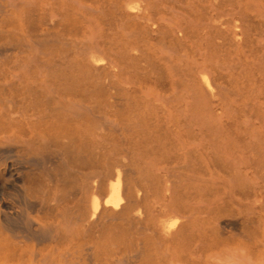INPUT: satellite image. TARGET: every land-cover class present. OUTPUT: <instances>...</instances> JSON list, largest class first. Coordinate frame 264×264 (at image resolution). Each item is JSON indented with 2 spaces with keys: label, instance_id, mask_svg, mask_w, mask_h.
I'll return each instance as SVG.
<instances>
[{
  "label": "rangeland",
  "instance_id": "rangeland-1",
  "mask_svg": "<svg viewBox=\"0 0 264 264\" xmlns=\"http://www.w3.org/2000/svg\"><path fill=\"white\" fill-rule=\"evenodd\" d=\"M145 1V19L127 12V0H17L5 17L0 45L20 55V64L36 46L63 55L52 80L61 99L129 127L105 135L93 152L88 139V159L79 168L78 134L71 144L60 142L53 131L59 120L33 123L31 130L0 115V250L22 243L10 260L27 263L37 251L40 264H76L82 256L91 264H264V0ZM88 39L122 70L118 82H130L122 109L109 113L104 107L108 93L102 82L109 77L82 59L79 44ZM163 51L172 54L170 62L158 59ZM178 61L185 91L180 116L148 111V94L173 98L171 69ZM193 91L195 125L188 117ZM2 101L15 104L16 117L43 106L39 93L16 87L3 91ZM13 131L33 146L24 154L65 160L78 172H71L77 183L122 167L132 171L129 187L140 193L127 195L130 203L122 213H105L84 227L73 220L84 213L67 194L66 168L61 163L48 173L39 170L42 188L29 196L43 200L47 192L48 201H59L32 226L48 232V240H26L3 222L5 214L15 220L25 212L18 203L16 167L5 169L13 160L6 159L8 143L1 137ZM39 134L47 135V145L38 143Z\"/></svg>",
  "mask_w": 264,
  "mask_h": 264
},
{
  "label": "bare ground",
  "instance_id": "bare-ground-1",
  "mask_svg": "<svg viewBox=\"0 0 264 264\" xmlns=\"http://www.w3.org/2000/svg\"><path fill=\"white\" fill-rule=\"evenodd\" d=\"M16 1L17 0H0V27L4 23L5 17L10 9L15 7ZM125 8L131 15L140 19H145L148 14L145 0H127ZM162 21H164V19ZM92 41V39H88L80 42L79 49L81 57L87 62V66L90 70L96 72L103 71L108 74L109 78L105 79V82H102V85L106 88L108 93V101L104 104V107L109 113L111 110L116 111L122 109L128 101L123 95L131 88L130 82L127 80L118 82V77L122 70L100 50L98 42ZM90 43H92V46ZM12 50L11 47L0 45V94L7 89H13L15 87L21 88L30 94L39 93L42 98L41 103L44 107L41 106L39 110L33 108V111L31 110L28 113L16 117L17 111L15 104L10 101H2L0 104V115L9 116L10 123H15L16 125L24 123L27 128L32 130L33 123H43L47 118L59 120L60 125L57 128L53 127V131L55 138L59 139L60 142L63 144H71L74 141L73 133L78 134L76 137L80 143V149L74 155V160L79 168L83 167L88 159L86 155L88 139L92 142L91 151L93 152L96 149H100L101 145H103V138L105 135L115 132L120 133L121 131L124 132L129 129L127 125L121 128L120 125L109 118L100 120V118L94 115V110L84 104L74 102L73 100L61 99V93L54 87L52 80L57 71V63L64 60L63 55H56L54 52H44L42 46H36L34 52H31V54L27 56V62L20 64L19 58L21 56L11 53ZM158 59L160 61L165 60L170 62L172 54L163 51L159 54ZM9 64H11L10 67H8ZM2 67L3 69H1ZM171 72L174 83L173 98L157 95L152 99L151 94H148L145 97V103L148 104V111L150 107H152L153 111L163 112L164 114L168 113L170 118L174 119V117L180 116L185 99V91L183 89L184 74L181 61L174 64ZM204 81L209 90L214 89L213 83L209 78H205ZM197 95L194 91L191 92V102L188 105L189 116H187L190 118V122L193 125L197 124L199 119ZM52 105L53 107L51 108L50 106ZM95 108L99 109L98 106ZM174 112H176V115H173ZM196 129H199L198 126H196ZM17 133L18 131H13L10 136L3 135L1 141L8 143L6 159L13 160V163L12 166L5 164V169H11L13 166L16 167L18 173L17 179L21 184L20 186H16L19 197L18 203L24 207L25 212L17 213L15 220L5 214L3 216V222L26 234L24 237L26 240H28V236H33L40 243L48 240L50 236L48 232L32 230V226L38 225L35 218L44 215L50 207L58 205L59 201L55 199L52 202L48 201L47 192H45L43 200H32L29 196L30 192L32 193L36 189L40 190L42 188L41 183L38 181L39 170L48 173L54 166L61 163L64 168H66L68 179L67 181H63V184H65L67 188L70 187L67 191L68 196L78 200L83 207L84 213V216L73 218V220H75V222L78 221L77 223L80 222L84 227L99 221L101 216L105 213L113 215L122 213L130 203L127 195L129 193L139 195L140 193L138 188L129 187L128 179L132 171L122 167H116L108 171L106 175L94 173L87 180L83 178L77 183L76 180L72 178L71 172H78L72 167L70 168L65 160L51 155L39 156L36 154H24L29 151L33 152V146L17 135ZM35 138L38 143L43 145H47L49 142L46 134H39ZM1 159L2 157H0V161ZM248 160L250 159L248 158ZM47 180H51L50 174L47 176ZM60 182L62 183V181ZM5 208H9V206L5 205ZM1 209L2 204L0 201V213L2 212ZM21 244L22 243H13L12 245H7L6 247L10 248L12 251H8L6 248L5 252L4 250H0V264H40L41 254L37 251L31 253V259L27 263H19L10 260V258L14 256L15 250H17ZM23 246L25 245L23 244ZM60 260L62 263L67 262L64 256H61ZM43 263H46L45 260ZM80 263L91 264L85 259V256H82L80 262L76 264Z\"/></svg>",
  "mask_w": 264,
  "mask_h": 264
}]
</instances>
